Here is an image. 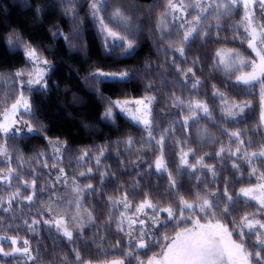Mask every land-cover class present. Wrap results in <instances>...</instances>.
I'll return each mask as SVG.
<instances>
[{
    "label": "trees",
    "instance_id": "1",
    "mask_svg": "<svg viewBox=\"0 0 264 264\" xmlns=\"http://www.w3.org/2000/svg\"><path fill=\"white\" fill-rule=\"evenodd\" d=\"M124 1L139 11L143 23L127 55L126 47H112L98 13L93 15L94 0H0V116L19 93L20 77L16 73L31 68L26 51L35 49L37 56L49 62L44 76L47 88L27 91L32 114L23 112V117L34 131L28 132L21 124L22 132L0 134L12 173L7 182L0 175V234L19 236L29 245L26 255L0 253V264H87L116 258L123 264H141L157 253L163 236L191 224L186 219H168L165 212H160V222L149 235L147 246L135 248L127 235L125 195L178 212L181 199L195 206L198 197L212 198L208 191L214 193L219 200L214 217L199 211H185V216H199L201 222L219 221L238 243L242 242L237 235L242 217L264 220V210L238 196L241 187L264 174V157L258 155L264 151V75L245 84L210 67L212 50L219 46H229L251 57L241 12L236 22L208 23L190 48L187 62L192 71L188 73H194L202 82L197 93L183 95V86L175 79L156 90L171 113L151 128L150 136L149 129L122 115L111 100L143 96L155 82L154 77L139 69L148 59H154L157 40L150 27L162 0ZM121 73L129 75L121 80ZM181 75L180 81H184ZM218 92L240 105L242 113L238 117L227 120L219 112ZM197 102L206 105L208 113L190 111ZM109 107L113 116L105 118ZM232 133H238L239 138ZM51 142L62 147L58 159L45 154ZM169 148L172 151L167 152ZM179 151H186L189 165L196 168L183 166ZM159 155L166 170L158 172L155 162ZM53 164L86 188L84 205L93 216L92 223L72 233L71 240L42 206L45 195L41 184ZM147 164L145 170L139 169ZM89 168L93 169L91 174ZM169 174L175 187H170ZM88 184L93 185L94 192L87 190ZM226 186L234 201L227 216L220 211L226 206L221 198ZM30 195L31 201L27 199ZM33 220L41 222L32 224ZM245 233L244 247L254 253L256 236ZM0 247L12 253L11 243L1 238Z\"/></svg>",
    "mask_w": 264,
    "mask_h": 264
},
{
    "label": "rangeland",
    "instance_id": "2",
    "mask_svg": "<svg viewBox=\"0 0 264 264\" xmlns=\"http://www.w3.org/2000/svg\"><path fill=\"white\" fill-rule=\"evenodd\" d=\"M115 2L116 5L112 8L108 5H111L110 2ZM209 1V3L212 0H206ZM108 6V7H107ZM239 11H241V20L245 21V32L248 36L247 40V46L249 48V51L251 53V57H247L245 54L241 53L240 51L231 48L229 46H219L212 50L211 53V63L210 67L212 71L219 72L221 74H224L226 76L231 77L234 80H237V76H242L247 73H251L253 71L251 67V63L253 60L256 61L257 65L259 64V57L257 56L256 52L252 50V48L249 47V41L252 39V32L255 31V41L254 43L257 45V50L264 49V40H262V31L261 26L264 25V7L261 6L259 3V0H255V2H252L250 0L248 8L245 9L243 4H237ZM111 8L112 11H116L117 9H121L122 16H124L123 20H116L115 22L111 21V13H109V9ZM103 11H100V14L102 13H109L106 14L104 19V26H106L107 29H110L112 32L117 33V37H129L131 41L132 39H136L137 34V27L140 26V24L137 26L138 23H140L141 17L139 16V11L129 4L128 2L124 0H107L106 5L103 8ZM106 11V12H105ZM133 17V19H131ZM246 17L248 19H246ZM130 20L135 23L137 26L135 29L125 30L123 31V25L125 22L130 23ZM248 20H251V23L249 24ZM110 21L112 23H110ZM122 22L123 25H118L117 23ZM143 26V25H142ZM107 34V31L104 30ZM170 30L166 31L165 34L168 35ZM162 32H164L162 30ZM107 37L111 41L112 45L115 43L116 46L115 49H122L124 47L119 46V39L114 38L107 34ZM127 37V38H128ZM133 44V43H132ZM157 48L155 51L154 59H148L146 63L139 69V71L147 72L149 75L154 77L155 82L153 85L148 86L147 92L140 97L135 98H119V99H112L111 105H119V107H114L117 111H119L122 115L127 117L129 120L136 122L143 127L147 129H151L153 126H155L157 123H159L162 119L165 118L166 114H170V109H166L163 104L160 102L159 97H157L156 90L161 86H169L172 84L173 80L177 81L179 85H182L181 93L183 95L187 94H195L197 93L198 89L201 87V83L199 82V86L193 87L192 82L198 81L200 77L197 76L198 79L194 77L193 74L188 73L189 67L187 58L189 56L191 45H188L183 40H177L175 38L171 37V34L168 37H162L159 38V41L157 42ZM183 48L184 54L181 56L178 49ZM27 50V49H26ZM28 57V56H27ZM29 58V57H28ZM36 61L31 62V68H26L23 71L19 72L23 75L20 77V88L19 93L17 94V97L9 104L7 105L3 113L0 116V125L7 124L9 127V131L16 130L17 128L21 127V123H12L14 120H23L25 121V117H23V109H19L17 113L13 114L11 111L12 105L16 103L17 99L20 96L21 91L24 93V97L29 100V95L27 91L34 87H39V85H28L26 81L29 78V75L33 74L35 68H43L46 69L45 65L40 64L39 61L45 60L44 57L37 56ZM237 68L240 69V71H237ZM179 69V71H177ZM46 73V72H45ZM184 81H180V74H182ZM257 77L262 75L258 70L256 73ZM233 76V77H232ZM193 79V81H192ZM23 83V87H21V82ZM238 81V80H237ZM154 93H153V92ZM217 99H218V109L219 112L224 115V117L227 120H230L232 117L236 118L242 113L241 107L239 104H237L234 100L226 97L225 95L217 93ZM152 100V103L147 106V110L145 109L144 104H138L137 101H147ZM30 102V100H29ZM229 112L235 113V115H229ZM8 114L9 119H5V114ZM149 120L150 124L145 125L143 123V120ZM261 120L262 124L264 125V106L261 110ZM210 130V129H209ZM8 131V132H9ZM7 132V133H8ZM210 132V131H209ZM5 133L4 131L0 130V134ZM0 137H2L0 135ZM202 139H205V136H202ZM157 151V150H156ZM167 152L172 151L170 148L166 150ZM62 147L56 142H51L49 151H47L45 154H50L53 159H58L62 156ZM158 152V151H157ZM155 153V151L153 152ZM184 153H187L186 151L178 152L180 162L181 157ZM182 154V155H181ZM188 154V153H187ZM45 156V155H44ZM161 155L158 156V158ZM188 158V155L186 159ZM157 161V160H156ZM8 162V154L7 150L4 144H0V175L3 176L4 180L7 182L8 178H11L12 173L7 167ZM182 164V163H181ZM183 166H186L182 164ZM189 166V162H188ZM194 168H196V165H193ZM198 167H201L200 165H197ZM148 167L147 165H141L140 170H145V168ZM156 167V162H155ZM47 170V177L45 179V182L42 183L43 185V195H45V199L43 200L42 206L44 210L46 211L48 218L53 221H60L59 229L64 233L65 228L69 232H77L82 229H84L86 226L90 225L93 220L92 213L85 207L84 205V192L86 188L78 182L76 179L71 178L69 176H65L64 172H60V168H58L55 164L52 165V167L48 168ZM261 186H264V179L260 178L257 179L254 183L248 184L246 186H243L241 188L245 189H254L252 195H259L261 191H264V188ZM79 189V191H78ZM240 190L238 192V196L241 199H244L248 202L254 203L256 206L261 208V204L259 202V199H252L251 196L245 197L240 194ZM210 194L211 192L208 191ZM208 199H212L211 197H207ZM149 201L148 199L144 200H134L132 198H128L126 203L129 205L127 208L123 207L126 211V229H128V232L132 231V229H139L141 227L145 228V230L148 231L149 235L151 234L152 230L156 228V226L160 222V212L157 214V221L154 223L152 220L153 217V209L151 208H145L143 211H137V207L145 202ZM150 202V201H149ZM150 213V214H149ZM166 213V212H165ZM167 214V213H166ZM249 218H252V216H248ZM139 219H143L145 221L144 225H140L139 223L130 224L131 221H136ZM258 219V218H255ZM261 220V219H258ZM162 223H164V220H161ZM261 222H264V220H261ZM202 224H207L209 222H201ZM54 225L57 227L56 223ZM185 227H192V224H184L181 225L177 230H175L174 233L171 235L163 236L161 240V244L159 247V250L157 253L152 255L149 259L144 260L141 262V264H149V261H155L160 262L163 260V253L166 250V245L171 241L172 238H174L175 233L178 231H181ZM58 228V227H57ZM248 232V229H244ZM133 235H137V233H133ZM0 238L4 241H8L11 243V239H16L17 243L15 245H12L13 248H20L21 251L14 254H23L26 255V253L23 252L24 247V239L15 236V235H4L0 234ZM233 239V237H232ZM234 240V239H233ZM235 241V240H234ZM238 243L237 241H235ZM132 244H135V240L132 241ZM29 249V245H27ZM29 253V252H28ZM27 253V254H28ZM129 252L126 253V257L128 256ZM121 259L116 258L110 261L106 262H100V263H87V264H117V262H120Z\"/></svg>",
    "mask_w": 264,
    "mask_h": 264
},
{
    "label": "snow or ice",
    "instance_id": "3",
    "mask_svg": "<svg viewBox=\"0 0 264 264\" xmlns=\"http://www.w3.org/2000/svg\"><path fill=\"white\" fill-rule=\"evenodd\" d=\"M250 0H225L224 7L227 8L228 11L232 10V7L236 6L237 4L242 3L244 8L247 9L249 5ZM252 2H255V0H252ZM107 0H94L92 4V10L93 15L95 16L96 13L99 11H102L104 6L106 5ZM259 3L262 7H264V0H259ZM168 8L172 9L173 11L177 10V5L173 4L171 0H169V4L167 5ZM194 8L201 9V12L195 15L194 23L192 21H185L181 20V26L185 23L189 24V28L183 33L184 41L186 43H190L191 39L193 38V33L197 32V26L200 25L201 19L203 17V12L207 9L202 6L199 2L192 5ZM208 7H211L209 5ZM179 10L181 12H184L183 4L181 3L179 6ZM117 16L120 15L119 12L116 13ZM191 15V14H189ZM246 19H248L246 17ZM249 24L251 23V20H248ZM101 24H103V19L101 18ZM105 30L107 31V34L119 39L120 47H124L125 44L127 47L125 48V55L129 51L132 50L133 45L131 42L125 41L123 37H117V33L112 32L110 29H107L105 26ZM262 31V40H264V25L261 26ZM252 39L249 41V47L252 48L253 51L256 52L257 56L259 57V64L257 65L256 61L253 60L251 63V67L253 71L251 73H247L242 76H237L238 81H243V83L247 84L250 81L257 79V70L264 75V49L257 50V45L254 43L256 33L255 31L252 32ZM11 44L12 42L9 41ZM116 46L115 39L113 43V48ZM177 51H179L180 55L182 56L184 54V49L180 48ZM26 55L29 57L30 60L36 61L37 54L35 49H28L26 51ZM40 64L48 65L47 60L39 61ZM179 71V69L177 70ZM189 72L192 70L189 69ZM237 71H240L239 68H237ZM22 73H16L17 77H21ZM104 75V74H100ZM128 73H121L119 76V79L123 80L128 77ZM193 75H195L193 73ZM45 76V69L43 68H35L33 74L29 75L28 80L26 83L28 85H39L41 90H44L47 88V81L44 79ZM115 78V77H113ZM23 81L21 82V87H23ZM193 87L199 86V81H193L192 82ZM138 104H144L145 109L147 110V106L152 103V100L145 101H137ZM113 107H119V105H113ZM23 109L25 114L31 115L32 109L31 105L28 99L24 97L23 91H21L19 98L17 99L16 103L12 105L11 111L13 114L17 113L19 109ZM190 111H196V110H202L205 113H208V108L206 105L197 102L193 107L189 109ZM242 111V109H241ZM229 115H235V113L229 112ZM112 107H109L108 111L105 113V118H112ZM5 119H9L8 114H5ZM187 119L184 121V125H187ZM12 123H21L26 127V130L28 132L34 131V128L31 124H29L27 121L23 120H14ZM143 123L145 125H149L150 121L145 119L143 120ZM0 130L7 133L10 129L7 126V124L0 125ZM24 128H17V132H22ZM149 135L151 136V129H149ZM233 136L239 138L238 133H232ZM166 138V134L161 136L160 144L162 146L163 140ZM131 141H128V144L131 146ZM224 151V149H221V153ZM237 151H239V148H237ZM220 153H218L219 155ZM84 155H88V153H84ZM103 155V153H101ZM187 153H184L181 157V163L184 165L188 164V161L186 159ZM253 156H256V153L252 154ZM259 156L264 157V151H261ZM100 164V160L97 159V165ZM189 167H193L189 165ZM233 167H237L236 164H233ZM156 170L162 171L166 170V166L163 164L162 158H158L156 161ZM93 171L92 168L88 169V174H91ZM213 171H215L213 169ZM60 172H63V169H60ZM81 175H85L84 173H81ZM103 176H101V181H103ZM262 178H264V174H262ZM170 181V187H175V180L169 174L168 177ZM36 181L33 179L32 181V187L35 188ZM25 187H27V183L25 182ZM264 188V186H261ZM87 190L94 192L95 189L92 184L87 185ZM79 191V189H78ZM254 189H245L241 188L240 194L248 197L251 196L252 199H259V202L261 204V209L264 210V191H261L259 195H252ZM210 196H212V199H208L205 197H198V203L194 206L191 203H188L187 201L181 199L180 204L181 207L179 208L178 212H174L172 208H156L154 207L149 201H145L141 203L137 207V211H143L145 208H152L153 209V217L152 220L155 223L157 221V214L159 212H166L168 219H186L192 224V227H185L181 231H178L175 233L174 238L171 239V241L166 245V250L163 253V260L160 262H155L150 260L149 264H264V222H261V220L255 219V217L249 218L248 216H244L240 219L239 224L237 225L240 228V231L237 233V235L241 238V243H236L232 239L233 233L230 232L226 225L220 223L217 221L216 223H207L202 224L201 223V217L197 216L196 218H193L191 215L185 216V211H188L190 213L199 211L200 213H204L205 216H215V212L213 209H219V200L215 197L214 193H210ZM222 199L225 200V207L221 209L223 215L227 216L230 215V206L234 207V201L233 197L228 194L227 186L223 190V197ZM29 201L33 199V196L30 195L27 197ZM127 201V195L124 197V207L127 208L129 205L126 203ZM41 221L39 220H33L32 224H38ZM27 223V222H26ZM44 223H48V221H44ZM56 223L57 227L60 226V221H54ZM139 223L140 225H144L145 221L143 219H139L136 221H131L130 224ZM31 225H29V228L31 229ZM244 229H248L249 235H255L256 236V243L253 245L254 248L257 250L254 253H249L247 249L244 247L243 244V237L246 235ZM119 231L123 232L124 228L120 227ZM137 233V235H133V233ZM64 235L68 237L69 240L72 238V232H69L66 228L64 230ZM127 235L130 237V244L133 240H135V244L133 247L135 248H145L147 246V240L151 237L149 236V233L145 228L141 227L139 229H132V231L128 232ZM12 245H15L17 243L16 239H11ZM24 247L23 252L28 253L29 249L27 247L28 241H24ZM20 248H13L12 253L5 252L3 247H0V253L3 255H11L14 253L20 252ZM117 264H123V261L117 262Z\"/></svg>",
    "mask_w": 264,
    "mask_h": 264
},
{
    "label": "flooded vegetation",
    "instance_id": "4",
    "mask_svg": "<svg viewBox=\"0 0 264 264\" xmlns=\"http://www.w3.org/2000/svg\"><path fill=\"white\" fill-rule=\"evenodd\" d=\"M171 2L177 5V10L173 11L172 9L167 7V5L169 4V0H162L159 6V10L155 16V19L153 23L151 24L150 28L157 42L159 41V38H162L165 36L168 37L170 34L172 38H175L177 40H183L184 39L183 33L189 28V24L185 23L181 26V20L192 21L194 23L195 15L201 12V9L192 7V5L196 4L197 2H199L207 10L203 12L202 15L204 18L201 19L200 25L197 26L198 35L196 33H193V38L191 39V42L188 43V45H191V47L194 41L199 36V34L201 33V31L203 30V28L208 23L236 22L237 16L241 12L239 11L237 5L232 7L231 11H228L227 8L223 6L225 3V0H212L210 3L209 1H206V0H171ZM181 3L183 4L184 12H181L179 10V6ZM110 4L111 5H108V6H110L111 8L116 5V3L112 1L110 2ZM209 5H211V7H208ZM111 8L108 11L109 13H111V21L113 22H115L116 20L122 21L124 16H122L123 13H121L120 11L121 9L119 10L116 8V11H112ZM117 12L120 13L119 16L116 15ZM109 13L100 14V11L98 12L100 24H101V18L103 19V24H101L103 30H105V26H104L105 16H107L106 14H109ZM131 19H133V17ZM111 21L110 23H112ZM117 24L120 26L123 25L122 22L117 23ZM139 24L140 26L137 27ZM142 25L143 23L141 22V20H140V23L137 24V26L135 25V23H133L130 20V23L125 22V24L123 25V31L130 30V29L136 30L135 28L137 27L136 34L138 37L139 33L141 32L143 28ZM162 30L164 32H162ZM168 30H170L169 31L170 33L166 35L165 32ZM127 37H125L124 39L125 41L131 42V43L136 42V39H132L133 41H131L129 37L128 38ZM125 47H127L126 44H125ZM156 48H157V45L154 48V52L156 51Z\"/></svg>",
    "mask_w": 264,
    "mask_h": 264
}]
</instances>
